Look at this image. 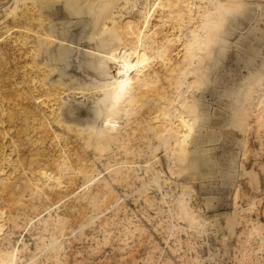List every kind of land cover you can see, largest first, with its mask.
Wrapping results in <instances>:
<instances>
[{
    "label": "rangeland",
    "instance_id": "374dc122",
    "mask_svg": "<svg viewBox=\"0 0 264 264\" xmlns=\"http://www.w3.org/2000/svg\"><path fill=\"white\" fill-rule=\"evenodd\" d=\"M11 1L0 0V250L17 248L15 264H264V0L167 1L177 40L150 56L155 83L129 89L111 132L95 51L119 45L153 0ZM163 112L196 119L186 142Z\"/></svg>",
    "mask_w": 264,
    "mask_h": 264
},
{
    "label": "bare ground",
    "instance_id": "6f19581e",
    "mask_svg": "<svg viewBox=\"0 0 264 264\" xmlns=\"http://www.w3.org/2000/svg\"><path fill=\"white\" fill-rule=\"evenodd\" d=\"M18 1L19 0H12L11 2H12V4H15ZM167 1L169 2V0H166V1L165 0H153L152 6H149V8H147L143 12V19L141 21V24H138L131 19L128 20V22L124 26V28L127 29L125 31L124 35L118 36L119 45L110 47L107 51H100V50L95 51V54H102V58H100V62H99V67L97 69L98 76L99 77L110 76L109 80L107 82H105V84L103 86L106 88V89H104V88L103 89L106 90L107 95H110L109 97L111 100V105L109 106V113H107V116L104 119L106 132L114 131L117 129V126H118L117 121L112 117L111 113H114V111H116L120 107V104L124 100H126L127 102H131L133 100V96L131 94H129V96H126V94H128L129 89L136 87V85L138 83H140V84L142 83L141 85L145 86L146 83L148 84V83L154 81V78L149 80V78L152 76L151 73L154 71H152L151 73H149V72L146 73V70H144L147 63L149 64L148 61L150 59V56L154 52L156 53L157 50L159 51L160 45L164 46L163 49H167L169 46L168 45L169 42L172 43L175 40H177L176 31L179 30L180 24H179V21H177L176 19L180 17V13L177 16V14H178L177 12H176L177 14L175 12H173L175 14L169 13V12H172V10L171 11L169 10V12H168L169 14L167 12H164L163 10L170 5V4H168ZM213 2L216 6H220L222 8L227 5V4H224V2L221 0H215ZM8 6L9 5H7V7ZM170 6H172V5H170ZM170 6H169V8H171ZM0 7H2V6H0ZM217 8H219V7H217ZM9 10H11V9H9ZM160 10H161V13L159 12L158 15L155 14V16L157 15L156 16L157 20L155 19L156 21L153 22L152 17H154L153 16L154 13H156L157 11H160ZM165 13H167V15H163ZM216 13H218V12H216ZM107 18H109L111 25L108 24L107 22L104 23L103 28H102L103 30L113 29L112 27H114V25L117 23V21L114 20L113 14ZM209 21L210 20L205 17L203 22H200L199 25L204 27V25ZM199 25L195 26V28L187 25L184 29H180L179 32H181L182 33L181 36L184 37L185 30L189 29L191 32L190 33V35H191L190 39H192L193 42L198 43L199 34H197L196 29H198ZM133 29H135V31H132ZM189 30H187V31H189ZM47 38H49V37H47ZM178 40L180 41V43L182 42L184 44V41H185L184 39L178 38ZM124 42H126V43H124ZM186 43H187V39H186ZM204 43H206V42H204ZM180 45H182V44H180ZM182 49H184V48H182ZM170 50H171V46H170ZM163 51L166 52V50H163ZM188 52H189V56H190L191 52L190 51H188ZM163 54H164L163 59H165L166 55H165V53H163ZM163 54H161V55L163 56ZM172 54H173V52H172ZM159 55L160 54H157L158 57H159ZM170 55H171V53L169 54L168 58H171ZM154 56L155 55H153V57ZM209 56H211V54ZM192 58H194V57H192ZM161 60L162 59H160V64L162 63ZM107 63H111L112 67L107 66ZM191 65H192V63H191ZM112 68L115 70L114 75L110 73ZM172 75H173V73H172ZM155 76H157V75H155ZM159 78H158V80H159ZM259 80H261V78ZM155 81H156V79H155ZM155 81H154V83H155ZM168 82H170V81L168 80ZM101 83L103 84V82H101ZM151 86H152V84H151ZM156 87H158V86H156ZM145 88H143V89H145ZM166 92H167V90H166ZM164 93H165V91H164ZM177 98L178 97L176 96V99ZM177 104H178V102H177ZM162 105H164V104H162ZM180 107H182V105ZM191 110H192V108H191ZM162 114L167 115V118H168L167 121H169V118H171L170 115L168 117V114H166V112H163ZM174 119H175V117H174ZM195 120H196L195 118H193L191 115H189L187 113L178 112V114H176V120H170L169 121L171 126L166 125V124H168L166 122L165 125L168 127H166L165 125L164 126L168 129L166 130L165 127L164 126L163 127L166 131H168V130L172 131V134L176 137L175 144H178V146H179V144L183 143L184 141L185 142L187 141L185 139V135L188 134V132L194 128ZM182 128H185L187 131L186 134H184V135H182L184 133V131L181 130ZM169 133H170V131H168L167 134H169ZM173 147H175V146L173 145ZM178 151L180 152V149H178ZM172 153H173V149H172ZM180 198H182V197H180ZM179 200L180 199H178V203H179ZM181 202L184 203V201H181ZM183 208L185 209V206ZM188 213L189 212L187 211V214ZM7 251L8 252H2V250H0V264H15V261L17 259L18 249L13 248V249L7 250Z\"/></svg>",
    "mask_w": 264,
    "mask_h": 264
}]
</instances>
